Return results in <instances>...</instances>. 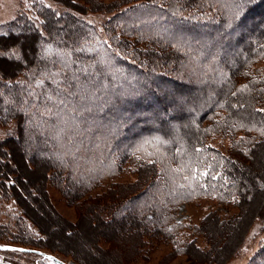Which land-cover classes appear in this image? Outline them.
I'll return each mask as SVG.
<instances>
[{
  "label": "trees",
  "instance_id": "16d2710c",
  "mask_svg": "<svg viewBox=\"0 0 264 264\" xmlns=\"http://www.w3.org/2000/svg\"><path fill=\"white\" fill-rule=\"evenodd\" d=\"M50 1H31L32 15L19 10L0 32V246L17 247L0 252L30 264L42 253L130 264L157 244L171 247L157 264L237 256L250 227L264 231V179L249 174L264 153V0ZM87 13L112 14L106 38ZM129 165L131 181L110 180ZM47 183L76 222L54 211ZM39 196L62 222L53 236L35 221ZM198 198L228 210L175 219ZM82 223L95 236L88 249ZM250 264H264V242Z\"/></svg>",
  "mask_w": 264,
  "mask_h": 264
},
{
  "label": "rangeland",
  "instance_id": "374dc122",
  "mask_svg": "<svg viewBox=\"0 0 264 264\" xmlns=\"http://www.w3.org/2000/svg\"><path fill=\"white\" fill-rule=\"evenodd\" d=\"M31 1H35L41 4H45L46 6H50V7H54V4L50 1V0H0V32L5 30V25H7L11 20L14 19V17L16 16L17 12L20 11H24L28 16L32 15V10L30 8V4ZM105 1H109V0H105ZM111 1V0H110ZM60 9V8H59ZM61 10V9H60ZM112 15V14H111ZM111 15H105V14H91V13H87L84 16V19H86L88 22H90L91 24H93L95 27H97L100 31V33L102 34L103 37L106 38V34L102 28V24L109 19V17H111ZM148 17H145L143 19H147ZM25 55H27L26 52H24ZM37 102H34L33 105L35 106H39L37 105ZM4 133V129L0 127V134ZM221 145L223 146V148L227 147V140H223L221 141ZM20 153H22V150L20 149ZM3 155V153H2ZM1 155V159L0 160H5L6 156L3 155L2 157ZM19 171H21L22 166L19 165L18 166ZM7 171L12 172L13 168L12 167H7L6 166ZM17 172L15 169L13 171V174ZM20 175H22L21 173H19ZM36 174H39V171L36 172ZM250 177H252V179L259 177L262 179H264V153H263V158H261L258 162V164H253L251 169H250ZM27 179L29 178L26 174H23ZM21 176L18 175V179H17V183L18 186L21 187L23 190L28 191L29 186H34L36 188V190H38L39 192L41 191V186H37L35 185V182H30L31 184H26L25 181L20 179ZM134 178V174L132 173L131 167L130 165L126 168V170H124L121 174L115 176L113 179L110 180H115V181H119V182H124V181H131ZM33 184V185H32ZM108 184V183H107ZM43 187L45 186V191L47 193V198L49 199V203L51 204L52 208L54 209V211H56L58 213V215L66 222H76V213L75 210H73L74 208L71 207L70 205H68L65 201L64 198H62L63 196L60 195L59 192H57L55 190V188L52 187V185L50 183H47L45 185H42ZM94 192H98V190L94 191ZM93 192V193H94ZM42 197V195H41ZM39 196L38 198L35 197V201H38L40 207H41V211H33V214L36 215L35 216V221L37 220L42 231L45 232L48 236H53L55 233L54 231L57 230L56 228H60L62 226V222L60 220L57 219L53 220L52 218L54 217L53 214H51V212L49 211L50 209L47 208L45 206V204L42 202V199ZM23 200V199H22ZM28 207H32L31 204H28ZM221 209L223 212L226 209L224 206H219L218 204H216V202L212 199L209 198H198V199H194L192 201H187V202H182L180 204L177 205V208L175 210V219L179 220V221H185V222H191L193 224H196L200 221L201 217H203L209 210L212 209ZM231 212H236V208H230ZM49 217V219H47ZM48 222V224H46ZM260 226H258V223L254 224L252 227H250V230L248 232V236L246 238L245 244L243 245L242 249L240 250L241 252H239L237 254V256L231 257L229 258L225 264H250L254 254L258 251V248H260L261 244L264 242V231L262 233L258 232V229ZM69 227H67L68 229ZM70 229L73 231V233L75 232V229L73 227H70ZM63 230L65 231V227H63ZM67 231V230H66ZM80 231H82L83 235L81 236L82 238H84V244L85 247L88 249V247L92 244L93 239H94V234L92 235V233L89 231L88 228H86V224L82 223L81 225V229ZM118 230L116 229V235L117 238L114 241V244L120 245L123 244V241L125 240L124 236H120L121 233H123V229L121 232H117ZM96 232V231H95ZM225 232V231H224ZM221 232V233H224ZM96 234V233H95ZM58 235V234H57ZM76 235H74V237H72V239L70 240V243L73 239H75ZM61 240V237L59 238ZM58 239V240H59ZM88 242H90L88 244ZM52 243H59L58 245H61L62 243H64L63 241L61 242H57L56 240ZM68 242L64 243L66 246H71L75 247L74 244L71 243V245L68 244ZM218 242H216L217 245ZM197 244H199L201 247L204 246L205 244H203L201 242V240H199V242H197ZM83 247V244L81 243V245ZM153 246L151 249L148 250H143V255L136 259V261L130 263V264H157L162 257H164L170 250L171 247L170 245H151ZM76 247H79L76 246ZM224 246L222 245V248ZM227 248V247H225ZM223 253H225V249ZM72 249V248H71ZM4 249H1V251ZM5 251V250H4ZM112 251H115L112 249ZM114 253V252H113ZM117 253L118 256V260H119V253ZM31 256H34L33 254H30ZM85 257L88 259L89 257L85 254ZM98 257V256H97ZM102 257V256H101ZM184 255H178L176 257H172V259H170V261H168V264H186V258H184ZM101 259L103 260H97L102 264H107L109 262L104 261V257H102ZM65 261V263L67 264H71V262H69L68 260H63ZM95 262V261H94ZM0 264H30V260H29V256L26 254H21V255H17L16 253H3L0 252ZM41 264H56L53 263L50 260H44L43 263ZM96 264V262H95ZM110 264H117L115 263V261L110 262Z\"/></svg>",
  "mask_w": 264,
  "mask_h": 264
},
{
  "label": "water",
  "instance_id": "95a60500",
  "mask_svg": "<svg viewBox=\"0 0 264 264\" xmlns=\"http://www.w3.org/2000/svg\"><path fill=\"white\" fill-rule=\"evenodd\" d=\"M12 248H17V247H14V246H8V245L0 246V249H12ZM42 256H43L44 258H46V259L52 261L53 263H56V264H66V263H64L63 261L59 260L58 258H56V257L53 256V255L42 253Z\"/></svg>",
  "mask_w": 264,
  "mask_h": 264
},
{
  "label": "snow or ice",
  "instance_id": "6c2138e0",
  "mask_svg": "<svg viewBox=\"0 0 264 264\" xmlns=\"http://www.w3.org/2000/svg\"><path fill=\"white\" fill-rule=\"evenodd\" d=\"M68 87L70 88V87H72V85H69ZM75 94H77V93L68 92V96H72ZM49 99H51V98H49ZM66 99H67V97L59 98L57 102L59 104H64L66 102Z\"/></svg>",
  "mask_w": 264,
  "mask_h": 264
},
{
  "label": "bare ground",
  "instance_id": "6f19581e",
  "mask_svg": "<svg viewBox=\"0 0 264 264\" xmlns=\"http://www.w3.org/2000/svg\"><path fill=\"white\" fill-rule=\"evenodd\" d=\"M259 195V194H258ZM255 198V197H254ZM258 199V198H257ZM257 201V200H256ZM256 203H258V202H256ZM252 204V203H251ZM260 204V203H259ZM258 204V205H259ZM257 206V205H256ZM235 231V230H234ZM237 235V234H236ZM238 236V235H237ZM238 239V238H237ZM233 240V239H232ZM227 242H229V241H227ZM228 244H230V243H228ZM229 246V245H228ZM230 247V246H229ZM225 249H227V248H225ZM226 251H228V249L226 250ZM225 254V253H224Z\"/></svg>",
  "mask_w": 264,
  "mask_h": 264
}]
</instances>
